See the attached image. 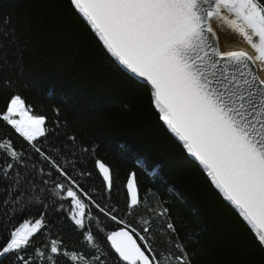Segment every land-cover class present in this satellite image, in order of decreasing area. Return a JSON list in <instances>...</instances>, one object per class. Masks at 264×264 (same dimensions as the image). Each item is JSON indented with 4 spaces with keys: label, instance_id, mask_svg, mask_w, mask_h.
I'll use <instances>...</instances> for the list:
<instances>
[{
    "label": "snow or ice",
    "instance_id": "6c2138e0",
    "mask_svg": "<svg viewBox=\"0 0 264 264\" xmlns=\"http://www.w3.org/2000/svg\"><path fill=\"white\" fill-rule=\"evenodd\" d=\"M69 5L106 52L150 88L159 119L238 210L264 261V76L259 74L264 72V0H69ZM9 24L0 22V35L14 37ZM222 33L251 51L223 48ZM0 88L10 92L0 124L14 130L27 150L0 138V179L7 182L0 199V264H59V259L105 264L98 236L103 244L110 242L120 264H192L162 203L139 213V231L120 215L144 203L135 171L122 185L123 209L95 199V190L80 183L92 173L78 170L72 159L77 148L95 150L77 144L73 133H64L63 148L54 147L59 120L50 122L36 112L12 91L13 81L4 80ZM93 167L110 196L116 179L111 165L95 158ZM50 214L67 219L90 250H70L62 237H52ZM101 217L116 230L105 233ZM157 238L163 250L154 247Z\"/></svg>",
    "mask_w": 264,
    "mask_h": 264
},
{
    "label": "trees",
    "instance_id": "16d2710c",
    "mask_svg": "<svg viewBox=\"0 0 264 264\" xmlns=\"http://www.w3.org/2000/svg\"><path fill=\"white\" fill-rule=\"evenodd\" d=\"M5 19L10 20L8 29L15 35H0V85L13 81L12 91L36 112L50 122L59 120V134L51 137L54 147L63 148L64 133H73L77 144L95 150L89 154L77 148L72 158L78 170L92 173L80 183L95 190V199L111 200L123 209L122 185L127 174L135 171L144 203L130 214L120 212L132 227L139 231V213L162 203L170 211L192 264H264L239 215L159 119L148 87L115 63L69 0H0V22ZM9 94L0 88V109ZM0 138L11 139L18 150L27 151L23 139L3 124ZM95 158L114 171L115 189L110 196L94 170ZM6 184L0 179V199ZM28 211L38 215L35 208ZM49 218L52 237H62L70 250H90L67 219L52 214ZM100 220L105 233L116 230L113 223ZM97 240L105 252V264H120L110 244H103L99 236ZM153 244L157 251L165 248L160 238ZM59 264L64 260L59 259Z\"/></svg>",
    "mask_w": 264,
    "mask_h": 264
},
{
    "label": "water",
    "instance_id": "95a60500",
    "mask_svg": "<svg viewBox=\"0 0 264 264\" xmlns=\"http://www.w3.org/2000/svg\"><path fill=\"white\" fill-rule=\"evenodd\" d=\"M78 14V13H77ZM79 15V14H78ZM80 16V15H79ZM80 18L83 20V18L80 16ZM84 21V20H83ZM85 22V21H84ZM86 23V22H85ZM86 25H87V23H86ZM88 26V25H87ZM89 27V26H88ZM90 28V27H89ZM91 30V29H90ZM92 31V30H91ZM92 33L94 34V32L92 31ZM94 36L98 39V37L94 34ZM98 41L101 43V45H102V42L98 39ZM103 46V45H102ZM235 46H237V45H235ZM234 48H237V47H234ZM109 56H110V54H108ZM111 57V56H110ZM114 61H115V59L113 58V57H111ZM115 63L125 72V73H127L129 76H131V77H133L135 80H137V81H139L140 83H142V84H144L142 81H140V80H138L137 78H135L131 73H129V72H127L126 70H124L123 69V67L122 66H120L119 64H118V62L117 61H115ZM256 69L257 70H259V68H258V65L256 66ZM260 74V73H259ZM145 85V84H144ZM148 89H149V91H150V88L148 87ZM154 106V105H153ZM156 110V109H155ZM156 112L158 113V110H156ZM163 123V122H162ZM164 124V123H163ZM165 127H166V129H167V126L165 125ZM168 130V129H167ZM169 131V130H168ZM169 133L172 135V137L175 139V140H177L178 142H179V144L182 146V148H183V150L185 151V153H186V155L192 160V161H194L196 164H197V166L201 169V171L205 174V176L208 178V180L210 181V178L207 176V174H206V171L203 169V167L201 166V165H199V162L198 161H196L195 160V158L194 157H192L189 153H187V151H186V149H184V147H183V145H182V142H180L179 140H178V138L177 137H175L174 136V134H172L170 131H169ZM210 183H211V181H210ZM212 184V183H211ZM212 186L214 187V189L219 193V195L223 198V200L238 214V210H235L234 209V207L228 202V201H226L225 199H224V197H223V195L219 192V190L218 189H216L215 188V186L212 184ZM134 236V235H133ZM134 239H135V237H134ZM110 243V242H109ZM137 243H138V241H137ZM114 251V250H113ZM115 253V252H114ZM117 256H118V254H116Z\"/></svg>",
    "mask_w": 264,
    "mask_h": 264
},
{
    "label": "bare ground",
    "instance_id": "6f19581e",
    "mask_svg": "<svg viewBox=\"0 0 264 264\" xmlns=\"http://www.w3.org/2000/svg\"><path fill=\"white\" fill-rule=\"evenodd\" d=\"M221 45L223 48H234V47H239V48H245L246 50L251 51L250 49H248V46L246 44H242V43H236V38L229 35V34H221ZM237 45V46H235ZM258 68H260V66L258 65ZM260 75L264 76V72H260Z\"/></svg>",
    "mask_w": 264,
    "mask_h": 264
}]
</instances>
